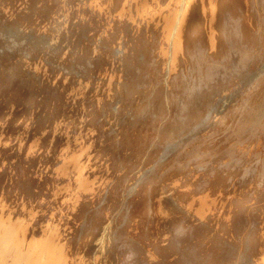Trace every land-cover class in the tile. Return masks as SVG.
Returning <instances> with one entry per match:
<instances>
[{"label": "bare ground", "instance_id": "1", "mask_svg": "<svg viewBox=\"0 0 264 264\" xmlns=\"http://www.w3.org/2000/svg\"><path fill=\"white\" fill-rule=\"evenodd\" d=\"M0 264H264V0H0Z\"/></svg>", "mask_w": 264, "mask_h": 264}, {"label": "rangeland", "instance_id": "2", "mask_svg": "<svg viewBox=\"0 0 264 264\" xmlns=\"http://www.w3.org/2000/svg\"><path fill=\"white\" fill-rule=\"evenodd\" d=\"M226 152V153H225ZM224 157H223V159L226 161V159H227V156H229L230 157V155H229V151L228 150H224ZM250 161V160H249ZM244 163H247V161H244ZM253 163H255V162H253ZM255 165H256V163H255Z\"/></svg>", "mask_w": 264, "mask_h": 264}]
</instances>
